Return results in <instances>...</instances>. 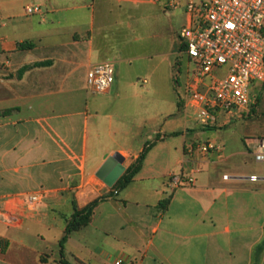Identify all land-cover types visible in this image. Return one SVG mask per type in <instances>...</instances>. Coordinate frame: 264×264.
Masks as SVG:
<instances>
[{"label":"crops","instance_id":"1","mask_svg":"<svg viewBox=\"0 0 264 264\" xmlns=\"http://www.w3.org/2000/svg\"><path fill=\"white\" fill-rule=\"evenodd\" d=\"M36 3L0 0V20L12 21L22 6L27 19L13 31L0 24V112L10 110L0 116V203L22 214L19 195L45 193L22 227L0 221V264H63L60 241L75 206L102 196L65 243L69 264H264V163L254 157L264 139V81L252 85L251 108L226 125L178 120V100L169 112L155 101L162 75L177 85L182 44L156 59L128 54L140 41L132 11L149 2L43 0L40 13L26 14ZM198 18L186 13V25ZM107 60L116 66L112 90L94 111L91 96L79 108L75 80L86 82L91 65ZM157 137L124 189L97 176L116 152L127 170ZM205 143L214 146L209 154ZM172 174L196 182L174 188Z\"/></svg>","mask_w":264,"mask_h":264},{"label":"built area","instance_id":"2","mask_svg":"<svg viewBox=\"0 0 264 264\" xmlns=\"http://www.w3.org/2000/svg\"><path fill=\"white\" fill-rule=\"evenodd\" d=\"M146 1L159 4L162 0ZM165 7L183 8L188 15L199 14L198 20L180 32L181 54L186 56L184 83H180L181 61L175 79L177 86L183 88L179 102L185 118L210 128L226 125L227 116L249 110L253 105L252 85L264 81V0H165ZM25 11L34 15L42 8L31 5ZM115 82L113 61L94 63L87 72V89L92 94H108ZM141 83L145 85L147 80ZM213 148L210 143L200 146L205 154ZM254 157L264 163V139L255 148ZM169 182L180 188L194 185L196 178L172 174ZM44 194L37 191L19 195L22 214L12 202L8 206L0 203V221L22 227L24 214L34 211ZM114 264L140 263L116 258Z\"/></svg>","mask_w":264,"mask_h":264},{"label":"rangeland","instance_id":"3","mask_svg":"<svg viewBox=\"0 0 264 264\" xmlns=\"http://www.w3.org/2000/svg\"><path fill=\"white\" fill-rule=\"evenodd\" d=\"M43 0H37L36 5ZM142 7V8H141ZM138 9H133L134 18L132 20L135 35L140 37V41L135 43L134 48L128 51V54L133 56L147 55L150 59H156L163 53H168L172 51L173 48L179 50V44H181L180 32L183 27L186 25V12L183 8L171 9L165 7V0H162L159 4H143ZM16 18H12V21L0 20V24H4L7 21L8 27L7 30L13 31V25L17 23H23L27 19L24 17V8L19 7L16 13ZM4 32V29H3ZM142 38V39H141ZM179 43V44H178ZM178 61H181L180 65V83H184V71H185V59L184 54L178 52ZM139 61L133 60L132 67L133 74L138 75L137 81L141 85V81L146 79L140 68H137ZM137 68V69H136ZM78 94L77 105L79 108L85 107V100L88 96L92 97L90 101V107L95 110L96 106L100 105V101L103 100L102 94H92L87 89V84L82 78L75 80ZM142 86V85H141ZM139 86L140 88H143ZM159 94L156 97L155 104L159 106V109L164 112H169L174 109V102L179 101V96L183 95V88L174 85V83L164 80V76L161 77V83L158 87ZM141 94V91H140ZM142 94H144L142 92ZM66 99L68 98L65 95ZM153 99V100H154ZM98 104V105H97ZM181 104V103H180ZM182 106V104H181ZM118 107V106H117ZM91 111V110H90ZM178 120H185V113L181 111L178 116ZM194 122V121H192ZM196 123V121L194 122ZM15 129L12 130V132ZM148 140H145L146 143ZM139 146V144H138ZM68 209V208H67ZM67 213V212H66Z\"/></svg>","mask_w":264,"mask_h":264},{"label":"trees","instance_id":"4","mask_svg":"<svg viewBox=\"0 0 264 264\" xmlns=\"http://www.w3.org/2000/svg\"><path fill=\"white\" fill-rule=\"evenodd\" d=\"M31 45L32 44L26 42V43L20 44L19 47L20 48H27V47H30ZM9 113H10V110H4V111L0 112V116L8 115ZM157 140H159V137H157V139L155 141L148 142L145 145V148L142 151V153L140 154L137 161L127 168L125 173L121 176V178L113 186V188L116 191L124 189L129 183L132 182L135 175L141 170L142 163L146 157L147 152L155 144V142ZM112 194H114V192ZM105 199H106V197H104V196L99 197V198L95 199L94 201H92L91 203H89L88 205H86L85 207H83L82 209H79L77 206H75V213L72 216V219L70 220V222L68 223L64 237L60 241L61 262L63 264H69L64 259V249H65V243L69 239L70 235L72 234L73 231L79 230L82 227H84L90 223L95 208L99 205V203H101ZM164 205H165V203L162 202L161 206H164Z\"/></svg>","mask_w":264,"mask_h":264},{"label":"water","instance_id":"5","mask_svg":"<svg viewBox=\"0 0 264 264\" xmlns=\"http://www.w3.org/2000/svg\"><path fill=\"white\" fill-rule=\"evenodd\" d=\"M125 158L121 153H114L107 157L103 165L97 171V176L109 187H113L126 170Z\"/></svg>","mask_w":264,"mask_h":264}]
</instances>
